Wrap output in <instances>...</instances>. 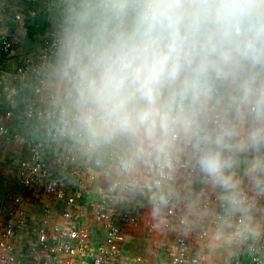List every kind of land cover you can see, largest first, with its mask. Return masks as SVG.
I'll use <instances>...</instances> for the list:
<instances>
[{
	"label": "clouds",
	"instance_id": "1",
	"mask_svg": "<svg viewBox=\"0 0 264 264\" xmlns=\"http://www.w3.org/2000/svg\"><path fill=\"white\" fill-rule=\"evenodd\" d=\"M34 11L48 22L29 70L46 141L153 215L184 201L213 217L214 244L264 239V0H40Z\"/></svg>",
	"mask_w": 264,
	"mask_h": 264
},
{
	"label": "built area",
	"instance_id": "2",
	"mask_svg": "<svg viewBox=\"0 0 264 264\" xmlns=\"http://www.w3.org/2000/svg\"><path fill=\"white\" fill-rule=\"evenodd\" d=\"M23 3L24 10L14 11L13 19L25 24L32 20L38 22L40 17H37L33 5L40 0H23ZM8 9H11L9 3L0 1V11ZM47 30L33 37L29 52L17 56L14 69L8 70V61L0 63V85L9 77L17 84V88L15 85L0 88L2 101L3 90L12 97L9 103L3 101L5 105L0 107V142H12L19 151L16 165L22 193L61 202V211L58 221L29 223L22 208L26 199L21 192L15 194L12 207L0 218V264H61L64 259L67 264H71L70 259L78 264H122L119 250L125 236L120 224L133 223L137 217L129 209L114 207L113 201L118 193L110 190L109 184L101 187L97 192L99 203L94 217L104 238L93 243L90 236L82 232L78 215L80 202L90 192L84 175L91 165L87 163L84 169L79 168L77 157L71 154L55 157L53 148L59 146L46 141L33 125L36 101L30 87L29 70L38 63L40 50L48 43ZM15 43L9 32H0L1 59L11 58ZM48 154L53 155L52 163L47 159ZM201 188L200 184L199 191ZM178 204L174 201L162 210L166 216L162 226L168 229L175 224L177 231L169 248L171 264H219L203 249L209 228L215 226L214 219L199 229L196 239L202 247L197 249L182 233L187 220ZM46 208L45 212L49 214L50 210ZM136 260L139 264H156L145 262L142 257ZM241 263L240 258L234 256L232 264ZM242 264H264V239L246 242Z\"/></svg>",
	"mask_w": 264,
	"mask_h": 264
},
{
	"label": "crops",
	"instance_id": "3",
	"mask_svg": "<svg viewBox=\"0 0 264 264\" xmlns=\"http://www.w3.org/2000/svg\"><path fill=\"white\" fill-rule=\"evenodd\" d=\"M0 1H5L11 6V9H8V11H0V32H9L16 42L11 58L8 60L0 58V63H5L8 61V65L10 67V69L8 67V70L11 71L14 69L16 59L18 58L17 56L21 53L29 52L33 37L45 31L46 28L48 29V22L46 19L43 20V18L40 17L38 22L32 20L27 24L19 23L13 19L12 15L14 11L17 12L21 11L22 9L24 10L23 0ZM39 5L40 3L33 6L35 9H37ZM12 85H15L17 88V84L14 83L13 79L9 83V86ZM20 94L23 97V94ZM4 105V102L0 99V107H3ZM4 148L6 150L11 148V154L14 158L10 162L14 164L13 167L17 170L16 163L17 159L20 158L18 154L19 151H16L15 146L9 141L0 142V152H3ZM53 149L56 151L55 157H64L67 154L74 155L64 147L59 146V148L54 147ZM47 159L50 163H52L53 155L48 154ZM87 165V162L77 157V166L79 168L84 169ZM16 176L18 184L17 171ZM84 176L86 179V184L88 183L90 192L88 195H85L83 201L80 202L78 215L82 232L88 234L91 238L90 240L93 243H96L97 241L104 238V234L94 217V212L97 210L99 203V194L97 192L101 187L107 185L108 182L105 177L99 174L98 171L92 166L87 169V174ZM199 187V179L193 177L191 190L193 192H197L199 191ZM19 192H21V194H23L26 199V202L22 208L29 223L40 224L45 222H53L55 220L58 221L61 211V202L56 200L38 199L34 195L31 196L26 192L22 193L20 186L17 193ZM178 203V207L187 220L186 226L183 228L182 233L187 237L192 246L198 249L202 246L199 243V240L196 239L197 233L201 227L208 226L212 222L213 217L209 216L202 218L196 213H189L184 201ZM113 205L118 209H129V211H131V213L137 217L136 221L133 223L123 222L120 224L125 236L124 242L119 250L121 263L139 264L136 259L138 257H142L145 262L171 264L169 248L175 241L174 238L177 236L175 224H173L170 228L165 229L162 226V222L166 218L165 214L161 211L159 215H153L151 211V205L143 197L117 194L113 201ZM45 206L47 207L46 209L50 210L49 214L45 212ZM217 211L219 210L217 209ZM213 228L214 227L209 228L208 230L203 249L208 252L210 256L215 258L219 264H232L234 256L236 255L243 263L245 258L246 243L214 244L211 240V231ZM154 241L156 242L155 245ZM133 252H140L141 255H133ZM70 261L71 264H78L76 260L73 261L70 259ZM61 264H67L66 259H64Z\"/></svg>",
	"mask_w": 264,
	"mask_h": 264
},
{
	"label": "rangeland",
	"instance_id": "4",
	"mask_svg": "<svg viewBox=\"0 0 264 264\" xmlns=\"http://www.w3.org/2000/svg\"><path fill=\"white\" fill-rule=\"evenodd\" d=\"M5 148L3 152H0V218L4 217L12 207V198L19 189L16 179L17 170L13 167L14 164L10 162L14 158L11 154L12 147L7 150ZM155 243L154 241V245ZM133 255L140 256L141 254L140 252H133Z\"/></svg>",
	"mask_w": 264,
	"mask_h": 264
},
{
	"label": "water",
	"instance_id": "5",
	"mask_svg": "<svg viewBox=\"0 0 264 264\" xmlns=\"http://www.w3.org/2000/svg\"><path fill=\"white\" fill-rule=\"evenodd\" d=\"M8 80L6 81V82H4L3 81V83H1V85H0V88L1 89H3V87L5 86V85H7V86H9V83H10V81H11V78L9 77V78H7ZM13 86V85H12ZM12 86H9V87H12ZM2 91V90H1ZM1 95H2V98H3V101L5 102V103H9V100H11V98L12 97H8V92L7 91H2L1 92ZM15 98V97H14Z\"/></svg>",
	"mask_w": 264,
	"mask_h": 264
}]
</instances>
